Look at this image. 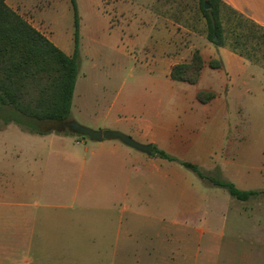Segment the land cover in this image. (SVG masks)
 Segmentation results:
<instances>
[{"label":"rangeland","instance_id":"obj_1","mask_svg":"<svg viewBox=\"0 0 264 264\" xmlns=\"http://www.w3.org/2000/svg\"><path fill=\"white\" fill-rule=\"evenodd\" d=\"M129 1L138 2L142 7L130 8ZM6 2L13 9L19 4L15 9L32 26L58 47L67 43L73 51L75 25L70 0ZM76 2L81 53L71 105L73 116H77L75 120L97 130L80 114L99 115L112 102H115L113 112L131 120L139 114L140 98L145 97L144 90H147L156 100H166L163 110L176 120L174 129L179 128L178 115H183V100L178 89L182 84L174 81L172 87L164 83L159 87L148 85L147 70L158 71L152 69L151 61L146 65L140 63V50L152 41L153 25L148 18L151 12L172 21L174 38L181 40L185 47H191L192 52L198 50L200 37H204L206 44L217 46L206 38L200 1ZM223 10L233 27L238 21L237 15L227 4ZM241 29L261 32L248 23L242 24ZM254 64L264 68V65ZM262 79L256 74L252 86L260 90ZM233 85L240 94L228 99V113L222 116L215 131L210 125L211 118L200 125L209 142L215 141L210 154H204V149L200 148L202 160L206 158L200 168L209 176L233 183L238 189L264 191V98L247 96L243 79L238 78ZM8 125L11 126L0 132V161H21L20 157H13V152L17 147L26 152L29 147L28 156L23 158L30 161L29 195L23 206L29 210L30 219L38 217L44 224L43 254L57 264H111L115 242L118 251L133 261L125 264H139L132 257L146 251H150L148 259L151 261L147 264H264V194L247 201L237 200L226 189L206 182L194 171L173 161L177 171L174 177L178 180L172 185L170 198L136 199L137 184L132 178L124 184L125 197L112 199L111 203L107 196L110 183L94 182L99 179L93 181L86 177L84 169L80 170L78 164L69 160L70 152L75 149L84 155L83 144L77 145L75 139L88 142L87 137L68 131L51 132L57 145L53 148L49 142L28 140L27 137L40 134L33 135L16 123L4 125L0 121V130ZM14 129L19 133L12 131ZM178 156L175 155L182 158ZM184 158L181 160L192 162L186 159L190 157ZM1 173L0 209H5L7 203L16 200L1 195L6 190L7 177ZM32 255L30 251V257Z\"/></svg>","mask_w":264,"mask_h":264},{"label":"crops","instance_id":"obj_2","mask_svg":"<svg viewBox=\"0 0 264 264\" xmlns=\"http://www.w3.org/2000/svg\"><path fill=\"white\" fill-rule=\"evenodd\" d=\"M222 1L245 18L264 27V0ZM129 4L130 8L142 7L141 4L138 5V2L135 1ZM18 6L19 4H15L14 9ZM148 18L153 25L150 38L152 41L148 47L145 44L140 50L142 60L139 59V61L142 65H146L148 61H151L154 64L152 69L158 71V73L147 70L146 82L152 87H159L160 83L171 86L175 81L170 77L172 66L190 61L193 53L192 48L185 47L181 40L174 38L170 26L172 21L166 16L151 12ZM167 23L169 26H166ZM196 39L198 40L197 37ZM203 40H205L204 37H200L198 41L200 43L198 50L204 61V67L198 81L194 84L178 81L182 84L178 90L183 100V115H178L179 128L175 126L176 129H174L176 120L173 121L171 114H166L163 110L167 104L166 100H156L154 95L149 91L147 92V90H144L145 97L140 98L139 114L133 116L131 120L121 117L117 111L113 112L115 102H112L99 115L84 113L80 114L81 118L87 119L90 127L125 131L140 143H150L152 146H156L171 155L182 157L179 159H185V156L190 157L186 159H190L200 166V163H204L206 160V158L202 160L200 148L204 149V154H210L212 145L215 143L213 140L210 141L212 144H208L210 142L207 134L204 130H200V125L206 119L211 118L210 125L212 131H215L222 116L228 113V99L231 95L237 97L240 94L236 88L233 89L235 85L233 83L238 78L243 79L245 82L244 92L247 93V96L256 98V95H258L261 99L264 98V79L260 81V90L258 86H252L256 74H260L264 78V68L250 62L227 47L208 45ZM181 44L182 46H180ZM189 44L195 46L191 45L192 43ZM61 45L62 49L59 48L67 55L73 53L67 43ZM80 53L81 49L79 50ZM211 59H220L223 62V67H209L208 62ZM199 91H211L214 96L207 102H201L197 98ZM78 113L81 112L78 111ZM71 115L73 119H76L77 116H73L72 110ZM10 126L8 125L0 132H4ZM12 131L19 133L18 129ZM54 136L53 133H48L39 135V137H27V139L40 143L49 142L54 148L57 147ZM60 140L58 138L57 142ZM35 142H32V144H36ZM75 142L77 145L83 144L82 152H84V155L80 150L75 149L70 154L68 153L70 162L75 165L78 164L80 170L84 169L86 177L92 178L93 181L99 179L94 182L110 183V187L107 188V196L111 203H113L112 199L119 200L125 197L124 184L132 178L134 183L137 184L135 197L138 200H167L172 196V185L175 180H178L174 177L177 171L173 167V161L133 149L119 140L104 139L102 141L89 140L87 142L84 139H75ZM14 147L16 148L13 145L12 148ZM28 150H30L29 147L26 152L25 149H18L17 147L16 151L13 152V157H20L21 161L14 160L5 163L0 161V173L3 172L7 175L6 190L1 195L5 196L6 199L16 200L15 203H7L5 209H0V264H57V262L51 258H46L43 254L45 248L42 236L44 224L40 222L38 217L30 219L29 210L26 205L23 206V201L29 195L28 166L30 161L23 160L24 157L28 156ZM50 150L53 151L54 149ZM4 152L6 151L4 150ZM19 200L20 202H18ZM107 239H109V234ZM30 251L33 253L31 257ZM149 254L150 251H146L143 255L137 254L132 258H136L135 263L147 264L151 262L148 259ZM126 258L123 252L118 251L117 242H115L112 245L109 262L111 264L133 262L131 259L127 260Z\"/></svg>","mask_w":264,"mask_h":264},{"label":"trees","instance_id":"obj_3","mask_svg":"<svg viewBox=\"0 0 264 264\" xmlns=\"http://www.w3.org/2000/svg\"><path fill=\"white\" fill-rule=\"evenodd\" d=\"M199 1L206 38L263 66L264 28L234 9L232 12L237 15L238 21L231 27L222 0ZM205 2L209 4L208 8H205ZM70 3L75 25L74 49L71 55H67L10 7L6 0H0V121L4 125L16 123L27 132L43 135L61 133L55 126L73 119L71 105L79 71V17L76 0H70ZM246 23L259 28L261 32L251 29L244 31L241 26ZM208 65L222 68L223 62L211 59ZM203 67L200 51L195 49L190 61L172 66L170 77L175 81L194 84ZM213 96L211 91H199L197 94L201 102H207ZM151 155L180 163L206 182L226 189L237 200L247 201L264 194L259 190L238 189L229 181L207 175L197 164L178 159L156 146H152Z\"/></svg>","mask_w":264,"mask_h":264},{"label":"water","instance_id":"obj_4","mask_svg":"<svg viewBox=\"0 0 264 264\" xmlns=\"http://www.w3.org/2000/svg\"><path fill=\"white\" fill-rule=\"evenodd\" d=\"M209 4L205 2V8H208ZM55 129L64 132L69 131L70 133L76 134V135H82L87 137L89 140L92 141H102L104 139L106 140H119L125 145L139 150L141 152H144L146 154H151L152 152V144L150 143H140L133 139L131 136L124 134L118 130H111V129H92L86 126L81 125L78 123L75 119H71L68 121H63L57 126H55Z\"/></svg>","mask_w":264,"mask_h":264}]
</instances>
